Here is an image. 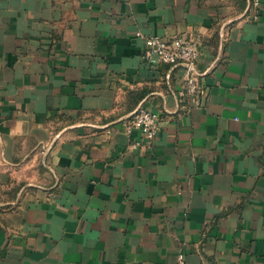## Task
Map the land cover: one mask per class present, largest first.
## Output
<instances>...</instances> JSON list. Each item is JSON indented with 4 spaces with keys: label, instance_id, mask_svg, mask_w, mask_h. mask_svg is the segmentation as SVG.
I'll return each mask as SVG.
<instances>
[{
    "label": "crops",
    "instance_id": "crops-1",
    "mask_svg": "<svg viewBox=\"0 0 264 264\" xmlns=\"http://www.w3.org/2000/svg\"><path fill=\"white\" fill-rule=\"evenodd\" d=\"M138 33L197 43L200 105ZM182 259L264 264V0H0V264Z\"/></svg>",
    "mask_w": 264,
    "mask_h": 264
},
{
    "label": "built area",
    "instance_id": "built-area-1",
    "mask_svg": "<svg viewBox=\"0 0 264 264\" xmlns=\"http://www.w3.org/2000/svg\"><path fill=\"white\" fill-rule=\"evenodd\" d=\"M256 7L259 0H251ZM145 40L144 57L154 67L160 64L184 65L185 77L181 94L190 99L192 105H200L203 100L204 89L195 74V65L200 56V49L191 39L176 36L163 37L160 35H141ZM161 116L145 107H139L130 116L129 130L138 129L142 138L133 143L134 147L151 144L159 129ZM184 264V260H181Z\"/></svg>",
    "mask_w": 264,
    "mask_h": 264
}]
</instances>
